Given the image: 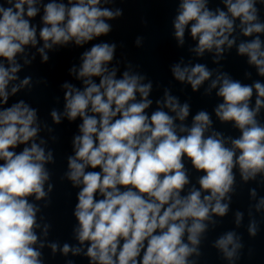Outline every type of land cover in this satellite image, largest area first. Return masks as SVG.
Instances as JSON below:
<instances>
[{"label":"clouds","instance_id":"obj_1","mask_svg":"<svg viewBox=\"0 0 264 264\" xmlns=\"http://www.w3.org/2000/svg\"><path fill=\"white\" fill-rule=\"evenodd\" d=\"M38 3L40 0L0 3V60L7 61V66L0 62V105H7L10 95L30 86L31 77L14 83L21 70L16 57L24 53L25 46L38 44L32 23L40 11ZM223 3L227 11L210 10L208 0H181L173 21L178 44H184L189 29L198 41L193 49L198 56L215 50L219 58L225 46L231 49L236 43L232 34L239 19L241 34L253 38L240 42L237 52L247 56L248 64L264 77V41L260 35L254 36L264 34L257 0ZM100 4L101 0H68V4L50 0L45 4L39 30L43 46L37 49L42 61L49 59L46 49L70 42L83 46L108 35L111 25L106 21L123 13ZM115 50V43L102 42L83 52L79 69L73 66L69 70L82 81L83 89L65 82L64 111L53 109L50 113L57 125L62 117L70 122L78 117L82 121L80 134L73 137L74 155L67 158L68 171L64 174L73 187L79 188L73 213L78 221L75 238L81 246L87 242L84 254L90 264H196L189 257L201 255L199 245L209 225L217 223L214 217H223L229 211V203L224 201L230 202V193L235 192L233 169L238 166L245 182L264 176V124L257 120L264 108V83L242 84L228 73H219L211 80L207 91L219 86L216 95L223 100L216 106L215 115L221 122H234L241 133L239 138L228 137L231 147H227L222 133L213 131L205 136L212 125L208 112L199 111L190 127L184 124L190 105L181 104L168 89L156 102L157 110L149 115L146 110L153 103L149 99L152 82L144 83L146 77L132 72L131 65L117 78V69L108 67ZM171 72L175 80L190 84L193 91L213 75L199 63H177ZM254 91L255 106L251 107ZM39 132L37 110L25 101L0 108V264H42L41 252L34 247L40 208L29 197L39 201L52 191V184L45 191L50 179L45 165L55 161L53 152L46 153L41 146L46 141L36 143ZM21 145L26 146L16 151ZM185 159L203 173L197 181L199 188L188 187L191 181ZM186 187L187 194L182 195ZM250 192L256 196L255 189ZM255 208L264 209V198ZM242 216L236 213L237 225ZM48 227L44 226L45 235ZM248 231L251 236L257 234L255 220ZM48 246L53 253L59 248L55 242ZM242 246L234 231L214 242L229 261L237 258ZM40 247H44L42 242ZM60 251L78 255L82 247L64 244Z\"/></svg>","mask_w":264,"mask_h":264}]
</instances>
